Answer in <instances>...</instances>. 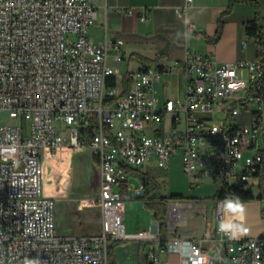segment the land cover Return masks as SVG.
<instances>
[{
  "label": "built area",
  "instance_id": "obj_1",
  "mask_svg": "<svg viewBox=\"0 0 264 264\" xmlns=\"http://www.w3.org/2000/svg\"><path fill=\"white\" fill-rule=\"evenodd\" d=\"M119 11L148 17L134 7ZM96 19L94 0H0V264H109L114 240L160 239L157 224L133 236L126 232L125 194L144 188L131 183L128 168L154 160L167 169L177 153L186 176L216 185L215 233L226 264H264V231L253 235L242 223L236 232L226 207L244 200L240 195L264 198V26L251 60L188 51L180 62L185 93L161 108L155 68L131 71L123 94L106 84L114 74L108 45L92 43L87 34ZM121 43H111L117 60ZM4 111L29 124L2 123ZM163 112L171 114V126L157 134L153 123ZM86 145L101 169L98 197L86 200L99 207L101 229L59 235L49 186H59L61 167L76 146ZM206 240L175 235L159 246L178 251L181 264H208ZM148 257L160 260L157 246Z\"/></svg>",
  "mask_w": 264,
  "mask_h": 264
},
{
  "label": "crops",
  "instance_id": "obj_2",
  "mask_svg": "<svg viewBox=\"0 0 264 264\" xmlns=\"http://www.w3.org/2000/svg\"><path fill=\"white\" fill-rule=\"evenodd\" d=\"M258 1L261 5L264 4V0ZM94 3L97 19L87 34L92 43H107L108 63L114 69L112 74L116 77L114 86L119 94L130 88L131 71L149 66L160 71V77L154 82V87L161 108L168 99L182 97L185 93L186 77L180 62L188 51L209 53L219 61L251 60L258 55V43L248 38L245 33V23L255 17L256 8L245 1L234 2L230 10H228L230 0H94ZM120 7H134L138 12L146 10L148 17L141 20L139 13L121 12ZM261 12L264 13L263 9ZM219 28L220 36L213 40ZM115 40L122 41L121 60L116 59L117 52L111 45ZM110 59L127 64L121 79L116 75L119 69L110 63ZM171 120V114L163 112L161 120L153 123L160 128L156 133L161 134V130L169 128ZM149 133L154 131L149 130ZM176 163L182 169L181 153L171 157L167 169L158 167L152 160L143 167L128 168L129 176L131 179L133 174L144 186L143 178L148 174L158 183L156 184L158 194L167 196L160 191L161 181L170 176L174 177L171 167ZM154 169H160L161 173L155 172ZM144 191L143 188L139 192L132 191L133 195L131 192L127 193L125 199L130 197L142 199L147 206L146 201L152 196L150 194L142 198L145 195ZM174 192L173 194L184 195L183 190ZM213 199L211 205L203 202L199 207H196L194 201L173 199L172 201L178 202L172 206L178 213H173V209L172 213L175 216L179 215V218L175 220L173 214V217H170L168 208L166 219L168 232L165 241L175 235L183 239H200L206 236L205 245L210 258L208 264H226V254L216 240L215 195ZM226 207L233 217L231 226L236 232H239L242 223L250 226L253 235H259L264 231V198L231 200L226 203ZM150 212L147 222L142 223V226H133L127 224L125 204L123 216L127 234L133 236L140 231H151L158 224V220L153 210L150 209ZM178 222H181V227L177 226ZM119 241L116 247L115 242L112 243L110 264L151 262L148 254L152 245L157 246L160 255V260L153 264H181L183 260L178 251H160V239L148 241L130 237Z\"/></svg>",
  "mask_w": 264,
  "mask_h": 264
},
{
  "label": "rangeland",
  "instance_id": "obj_3",
  "mask_svg": "<svg viewBox=\"0 0 264 264\" xmlns=\"http://www.w3.org/2000/svg\"><path fill=\"white\" fill-rule=\"evenodd\" d=\"M260 1L263 2V0ZM110 63L116 69H119L116 75L118 79H121L124 76L123 71L127 68V64L114 59H110ZM1 122L9 124L22 123L24 126L29 124L28 120L10 118L6 111L1 113ZM66 134H68V131H66ZM171 170V172H174V177L170 176L161 181L160 191L162 194L170 195L175 193V190H183L184 195L181 199L183 201H194L196 207L201 206L203 202L208 205L213 203L216 185L211 178L205 180L201 178L188 179V176L177 163L172 165ZM154 171L161 173L160 169H154ZM61 172L63 174L58 177V180L61 179L59 186L56 188L52 185L49 186L55 203L54 220L56 233L59 235L98 233L101 228L99 220L100 209L97 206H88L86 204L87 199L97 198L100 190L101 169L98 160L94 156L93 148L88 145L76 146L69 157L68 166L66 168L61 167ZM54 178H56V173L50 176L49 181L52 182ZM130 181L137 186L141 185V181L137 180L133 174ZM116 189H118L117 186ZM131 194L133 195V192ZM173 199H167V211L169 202ZM125 204L127 224L142 226V223L147 222L151 212L142 199L130 197L125 199ZM172 214L170 213V217H173ZM177 226L181 227V222H178ZM113 242H115V247L120 243L119 240H114Z\"/></svg>",
  "mask_w": 264,
  "mask_h": 264
},
{
  "label": "trees",
  "instance_id": "obj_4",
  "mask_svg": "<svg viewBox=\"0 0 264 264\" xmlns=\"http://www.w3.org/2000/svg\"><path fill=\"white\" fill-rule=\"evenodd\" d=\"M236 1H245L255 6L256 15L253 19L245 23V33L248 38L254 39L259 44L260 40L258 36V31L260 30L261 27L264 26V13L261 12L262 9L264 11V4L261 5V3L258 0H230L228 10L231 9L232 4ZM220 33H221V28H219L213 40H216L220 36ZM106 84L108 86H114L116 84L115 75L107 76ZM143 179H144L145 195H143L142 198H145L150 194L152 196L151 198L147 199L146 204L151 210H153L154 216L158 220L159 231H160V242L164 243L165 238L167 237V232H168V227H167V222H166V218H167L166 201L167 199H171V198L180 199L183 197V195L181 194H170L167 196L159 195L157 191V187H156V184L158 183L154 179H152V177L148 176V174H146ZM240 196L243 199L250 198V196H244V195H240ZM112 243L113 241L108 247L109 260H110V255H111ZM143 264H153V263L145 261ZM215 264H223V263H215Z\"/></svg>",
  "mask_w": 264,
  "mask_h": 264
},
{
  "label": "bare ground",
  "instance_id": "obj_5",
  "mask_svg": "<svg viewBox=\"0 0 264 264\" xmlns=\"http://www.w3.org/2000/svg\"><path fill=\"white\" fill-rule=\"evenodd\" d=\"M172 203H173L174 205H175V204H178L177 201H175V202L172 201ZM173 204H172V206H173ZM175 207H176V206H175ZM172 209H173V213H175V214L178 213V210H177V209L175 210V208H173V207H172ZM178 217H179V215H177V218H178ZM157 225H158V224H157ZM158 226H159V225H158ZM154 228H155V227H154Z\"/></svg>",
  "mask_w": 264,
  "mask_h": 264
},
{
  "label": "water",
  "instance_id": "obj_6",
  "mask_svg": "<svg viewBox=\"0 0 264 264\" xmlns=\"http://www.w3.org/2000/svg\"><path fill=\"white\" fill-rule=\"evenodd\" d=\"M168 212V211H167Z\"/></svg>",
  "mask_w": 264,
  "mask_h": 264
}]
</instances>
